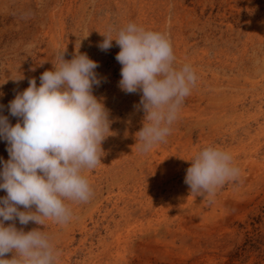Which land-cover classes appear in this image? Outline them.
Instances as JSON below:
<instances>
[{
    "label": "rangeland",
    "instance_id": "1",
    "mask_svg": "<svg viewBox=\"0 0 264 264\" xmlns=\"http://www.w3.org/2000/svg\"><path fill=\"white\" fill-rule=\"evenodd\" d=\"M130 22L166 34L174 67L189 64L197 76L166 142L148 153L135 138L141 93L118 86L120 48L98 47ZM64 51L66 60L79 51L99 63L93 94L113 135L101 163L82 171L90 199L65 201L68 223L17 220V229L44 230L57 264H264V0H0V114L12 125L9 101L29 79L39 86ZM209 146L228 151L239 175L199 197L184 183L186 160ZM6 147L0 140L4 161Z\"/></svg>",
    "mask_w": 264,
    "mask_h": 264
},
{
    "label": "clouds",
    "instance_id": "2",
    "mask_svg": "<svg viewBox=\"0 0 264 264\" xmlns=\"http://www.w3.org/2000/svg\"><path fill=\"white\" fill-rule=\"evenodd\" d=\"M103 37L101 51H108L113 41L120 48L115 57L122 66L119 88L126 94L141 93L136 107L144 117L135 138L140 151L148 153L166 142L197 76L189 64L174 67L173 48L164 33L130 22L115 39L111 34ZM64 53L40 75L39 86L31 78L9 101L15 125L0 114V140L9 155L7 161L0 158V190L6 192L0 197V264H57L60 252L52 238L38 228L18 230L16 221L25 226L44 225L46 219L68 223L72 210L65 201L90 199L92 189L82 171L101 163L102 142L113 135L110 112L93 94L94 86L102 83L96 72L99 63L87 53L77 51L71 60ZM186 161L190 166L184 183L199 197L214 195L239 175L231 154L217 147H206ZM5 221L12 223L5 226ZM8 253H13L11 259L5 258Z\"/></svg>",
    "mask_w": 264,
    "mask_h": 264
}]
</instances>
